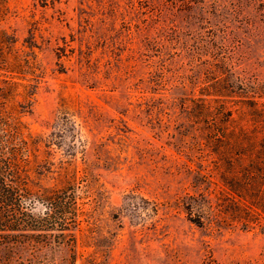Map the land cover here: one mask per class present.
<instances>
[{
  "label": "rangeland",
  "instance_id": "rangeland-1",
  "mask_svg": "<svg viewBox=\"0 0 264 264\" xmlns=\"http://www.w3.org/2000/svg\"><path fill=\"white\" fill-rule=\"evenodd\" d=\"M0 4L30 198H77L67 229L25 231L0 264H264V124L244 97L264 108V0ZM227 96L247 135L211 141L200 102Z\"/></svg>",
  "mask_w": 264,
  "mask_h": 264
},
{
  "label": "trees",
  "instance_id": "trees-1",
  "mask_svg": "<svg viewBox=\"0 0 264 264\" xmlns=\"http://www.w3.org/2000/svg\"><path fill=\"white\" fill-rule=\"evenodd\" d=\"M0 70V247H5L22 242L21 236L25 231L67 229L69 224L64 215L66 209L76 207L77 198L73 196V186L70 185L37 192L30 198L32 191L26 174L31 165L28 141L21 133L19 119L13 115V99L16 95H21V83L15 80L10 70ZM228 97L231 96L221 101L200 102L199 116L205 119L202 131L205 136L209 134L211 141L227 143L243 139L247 135L244 129L246 121L239 115L240 112H245L243 99H239L237 103L234 100L229 101ZM244 97L246 102L250 101L247 103L257 104V107H252L255 121L264 124V108H260L254 96H250V100L247 96ZM33 198L42 205L38 212H34L32 206H29ZM200 218L197 216L193 222L201 223ZM242 220L244 224L249 222ZM70 221L78 224L76 218Z\"/></svg>",
  "mask_w": 264,
  "mask_h": 264
}]
</instances>
